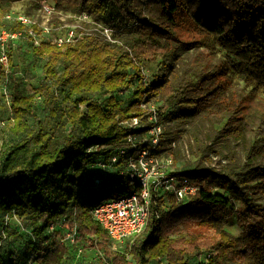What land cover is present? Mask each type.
Returning <instances> with one entry per match:
<instances>
[{
  "label": "trees",
  "instance_id": "16d2710c",
  "mask_svg": "<svg viewBox=\"0 0 264 264\" xmlns=\"http://www.w3.org/2000/svg\"><path fill=\"white\" fill-rule=\"evenodd\" d=\"M14 1L0 0V16ZM53 1L56 10L68 6L77 15L85 13L93 26L109 28L114 41L86 27L88 31L76 29L73 41L57 45L52 31L42 35L34 26L37 44L23 32L7 44L8 71L0 66L3 75L12 71L11 49L24 43L46 63L45 81L31 95L16 88L10 95L16 134L0 149V264H62L71 248L58 236L72 229L76 240L102 251L109 264H199L193 260L203 253L207 264H264V131L245 137L248 123L232 116L239 105L231 98L228 81L215 70L188 65L181 52L196 41L183 42L177 32L187 30L198 42L218 45L234 60V73L256 92L264 89V0ZM4 21L0 25L8 30L25 28ZM154 62L157 70L146 82L144 71ZM58 64L61 71L55 68ZM124 93L129 95L117 99ZM35 94L43 97L45 119L36 112ZM156 99L157 121L169 124L150 150L152 156L171 147L180 124L200 118L211 127L213 141L239 139L243 159L212 143L200 148L194 134L198 161L189 169L174 170L196 188L194 194L181 201L166 192L152 195L145 228L128 252L112 251L90 209L101 199L126 194L131 183L119 175L122 164H113L105 175L96 162H107L113 147L129 135L122 122L137 118L143 123L133 134L151 126L149 102ZM24 117L32 118L33 125ZM144 147L148 145L141 142L136 150ZM210 153L224 163L218 168L203 165ZM94 176L101 178L98 184ZM13 217L21 221L23 233L11 225ZM231 217L240 228L238 235L224 228ZM188 225L190 230L183 232ZM12 235L20 238L22 251L6 258L2 245Z\"/></svg>",
  "mask_w": 264,
  "mask_h": 264
},
{
  "label": "rangeland",
  "instance_id": "374dc122",
  "mask_svg": "<svg viewBox=\"0 0 264 264\" xmlns=\"http://www.w3.org/2000/svg\"><path fill=\"white\" fill-rule=\"evenodd\" d=\"M43 5L53 8L50 15L47 16L42 12ZM8 12L28 16L33 22V28L35 26L37 29H40L39 25H41L42 23H47L50 31H52L54 35L58 36H64L66 30L71 27H76L77 30L87 27L88 30L97 32V30H95V27H97V25L93 26V23L91 22L89 17L86 20L88 21V23H85L82 22V17L79 18V15L71 11L68 6H66L65 10H56L53 0H17L11 4L9 10L6 13ZM4 15L0 16L1 24L2 22L5 23ZM0 27L2 26L0 25ZM177 32L179 40H182L183 42L196 41L194 43H191L190 45H186L187 47L182 49L181 57L183 60L188 62V65L192 66L200 64L204 69L215 70L217 75H220L223 80L225 79L226 81H228L227 85L229 86L230 92L232 93L231 98L232 100H235L239 105L238 111L232 116L238 117V120L240 118H243L244 121L248 123L246 124L247 128L245 129V137H250L252 135L255 136L258 130L264 131V89H258L256 92H252L250 86L242 78L234 73L232 69L234 60L227 57L225 55V52L218 45L214 43L198 42L200 38L195 34L193 35V33L187 30H179ZM45 63L46 58H39L32 55L29 43H24V45H21L18 48L13 47L11 49L12 71L11 73L6 75L5 73L3 75V73L0 72V149L4 141L14 139L16 134V132L12 130L13 114L9 108L10 103L7 104L4 101L3 95L1 93V87L5 86L9 92V95H11V92L15 88L25 95H31L36 87L45 81V75L42 72ZM55 68L58 71H61L63 66L62 64H58L55 66ZM156 70L157 64L154 62L144 71V80L146 82H151ZM128 95L129 93H124L123 95H119L116 97L117 99H123ZM33 103L37 114L42 119H45L46 110L43 104V97L39 94H35L33 97ZM159 103L160 102L157 101V99L152 100L149 102V108H156L159 106ZM160 111H162V109H160ZM24 119L30 126L33 125L32 118L24 117ZM226 120L227 118L225 117L219 124H213V129H219ZM237 122L238 121L231 120V124L237 125ZM168 124V122L159 120L161 133L163 132L164 126ZM141 125V128H143V123ZM177 129L180 130L179 137L172 143L169 149L162 151L159 155L156 156L158 160H162L166 157L171 158L174 170H177L178 168L189 169L193 167V165L198 161L199 151L192 141V137L194 134L197 135L198 146L200 148L212 143V145L216 149H219L224 153L226 152L227 148L229 150L236 151L237 154L243 159L241 149L239 148V139H230L229 141H213L215 138L213 137L214 134L212 133L211 127L208 123L202 121L200 118L189 124H180ZM133 136L136 143H141L144 142L145 139H148V136L144 133V131L135 133L133 134ZM256 138H258V135ZM120 145H123V143ZM116 147L117 146L113 148L115 149ZM207 159L208 161L205 160L204 162H202L203 165L216 166L218 168L222 163H224V160H221V163H218V159L211 153L207 155ZM263 161L264 155L263 160H261L260 162ZM99 162L100 161L96 163L98 164ZM257 162L259 161L257 160ZM213 191L215 193L218 192L222 194L221 190L214 189ZM223 195L225 197H228V195L226 194ZM112 197L115 196L112 195L111 198ZM232 202L235 206L238 205V202L236 200ZM11 223V225H14L21 233H23L24 230L21 228L22 223L18 218L13 217ZM185 227V231L183 232H187V230H190L191 228L190 225ZM224 228L234 235H238L240 232V228L237 226L234 217H231L228 220V223L224 226ZM66 232L67 231H64V234ZM58 237L61 241L65 242L69 248H71V256L68 258L65 257L62 264H109L108 257L104 255L102 251L87 247L86 244H84L85 242L83 240L75 239L72 242L68 239H65L64 235L62 234ZM133 239L134 237L126 239L119 244H112L109 240V249L112 251L127 253L129 249L128 247L131 245ZM2 248L4 249V256L6 258L11 257V255H14V253H20L22 251V247L18 235H12L10 240L2 245ZM206 258L207 254L203 253L200 258L194 259L193 262L199 264H207ZM162 263L163 262L160 261V264ZM151 264L158 263L154 261L151 262Z\"/></svg>",
  "mask_w": 264,
  "mask_h": 264
},
{
  "label": "built area",
  "instance_id": "2783aa9c",
  "mask_svg": "<svg viewBox=\"0 0 264 264\" xmlns=\"http://www.w3.org/2000/svg\"><path fill=\"white\" fill-rule=\"evenodd\" d=\"M53 8L49 6H42V12L45 15H50ZM87 20V15L81 13L79 18ZM4 20L9 22H18L24 25L25 28L21 30H8L0 27V66L4 71H8V55L7 44L14 43L19 40L23 33L31 36L33 42L37 44L38 35H47L50 29L47 23H42L40 26V33L37 34L33 29V22L31 19L22 14H14L8 12L4 15ZM47 20V19H46ZM100 34H102L109 41H114L111 37V30L107 27L97 25L95 27ZM76 27L68 28L64 36L55 35L52 39L57 45L65 42H71L76 37ZM23 32V33H22ZM1 93L4 101L10 103V95L5 86L1 87ZM152 110L147 117L151 121V126L144 131L148 139L143 143L148 145L147 148L136 150V143L133 133L136 129L142 127L139 120L136 118L122 122L128 128L129 135L123 142V145L117 146L110 154L107 162L96 163V167L106 175V172L112 168L115 163H120L123 168L119 171V175L127 179L131 183L130 190L121 196L109 197L99 200L91 209L90 214L92 218L106 231L109 240L113 244H119L126 239L133 238L138 235L144 228L147 222L150 200L152 195L159 192H166L173 195L177 200H185L191 197L196 188L190 185L185 178L178 177L174 174L172 159L166 157L158 160L156 156L150 154L159 139L161 127L157 121L156 112ZM100 171V172H101ZM101 178L93 177V183L98 184ZM78 237L75 229L67 231L64 238L74 241ZM19 264H24L19 262ZM30 264V262H28Z\"/></svg>",
  "mask_w": 264,
  "mask_h": 264
}]
</instances>
